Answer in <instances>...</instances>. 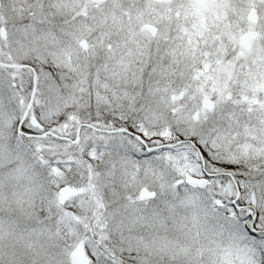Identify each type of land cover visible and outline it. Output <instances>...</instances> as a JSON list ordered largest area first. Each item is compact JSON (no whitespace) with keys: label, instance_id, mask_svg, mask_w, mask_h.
I'll list each match as a JSON object with an SVG mask.
<instances>
[{"label":"snow or ice","instance_id":"obj_1","mask_svg":"<svg viewBox=\"0 0 264 264\" xmlns=\"http://www.w3.org/2000/svg\"><path fill=\"white\" fill-rule=\"evenodd\" d=\"M0 264H264V0H0Z\"/></svg>","mask_w":264,"mask_h":264}]
</instances>
